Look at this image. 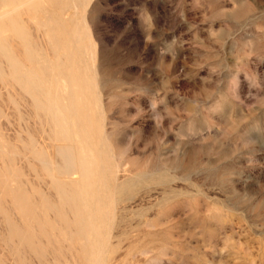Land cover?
Listing matches in <instances>:
<instances>
[{"label":"rangeland","instance_id":"rangeland-1","mask_svg":"<svg viewBox=\"0 0 264 264\" xmlns=\"http://www.w3.org/2000/svg\"><path fill=\"white\" fill-rule=\"evenodd\" d=\"M81 1H74L63 18L77 17L74 28L80 29L74 30L85 40H81L84 50L81 47L79 52L86 53L89 48L76 58L80 61L77 69L89 86V91L85 90L88 96L91 93L88 106L99 132L91 134L93 138L82 134L94 141L95 148L100 146L96 151L104 147L100 156L104 152L112 156L103 154L101 158L109 163L103 168L105 162L95 165L100 156L94 155L93 165L103 170L101 175L95 171L98 180L94 175L89 184L90 193L96 195L89 193L86 198L103 217L108 215L103 218L105 226L96 231L109 239L100 235L97 250L89 244L86 247L80 238L76 215L62 206L63 200L36 160L39 153L50 158L53 152L45 122L48 116L40 115L35 107L32 110L31 96L13 85L12 77L10 82L11 69L0 56V70H4L0 73V264H264V0ZM12 2L0 8V15L9 14L0 20V41L7 42L14 52L19 50L17 58L30 67L31 61L21 53V37L15 33L28 31L36 36L28 37L41 46L43 57L45 53L46 59L54 60L45 44L44 31L49 27L39 30L44 26L40 21L45 22L48 13L50 19L45 24H55L63 13L48 2L42 7L34 0H20L18 4L25 5L26 11H16L17 3ZM30 2L35 13L27 5ZM3 23L6 30L1 31ZM10 33L16 38L12 34L13 39L7 41ZM86 62L88 66H84ZM13 91L26 97L23 94L21 101L23 95ZM93 108L102 111L101 116ZM39 116L47 119L38 120ZM111 163L112 170L108 167ZM41 176L52 194L47 193ZM29 202L34 203V212ZM57 202L61 204L55 207ZM41 204H48L50 212ZM64 219L69 224L63 222L61 228ZM38 221H43L42 237H38L41 229L35 228L40 226ZM55 228L58 234H66L56 235ZM88 235L91 238L93 233ZM101 242L108 243L103 246ZM91 251L97 252L98 259Z\"/></svg>","mask_w":264,"mask_h":264},{"label":"bare ground","instance_id":"bare-ground-1","mask_svg":"<svg viewBox=\"0 0 264 264\" xmlns=\"http://www.w3.org/2000/svg\"><path fill=\"white\" fill-rule=\"evenodd\" d=\"M9 1H13L14 2V4L15 3H17V8H16V11H18V10H21V9H24V7H25V5H22V4H18L19 2H20V0H0V8L2 7V5H4V4H6L7 2H9ZM74 1H77V0H34V3L35 2H39L41 5H42V7H44V3H46V2H48V4L49 5H51V6H53L54 7V10H58V11H61V13H63V15H62V17H59V19H58V21L54 24L53 23V21H52V23H53V25H52V23L50 24H45L46 23V20H48V19H50V16H49V14L48 13H45L44 15V20H45V22H41L40 21V23L42 24H44V26H43V28H39V30L40 29H45L47 26L49 27V29L47 30V31H44V32H46V35L44 36L45 37V41H46V43L45 44H47L48 45V47L50 48V50H51V52H52V54H53V57H54V60H50V59H46L47 57L45 56V53H44V57H43V53H42V51H41V49H40V47L38 48L37 47V44H35L32 40H31V38H29L28 36L30 35H28L26 32H28V31H24V30H22V31H19V30H15V33L18 35V36H20L21 37V40H20V43H19V45L21 46V48L23 49V50H21V53H25V55L24 56H27L28 58H29V60L31 61V66L30 67H33V68H31L30 69V67H27V66H29L30 64H28V65H25L23 62H21V60L20 59H18L17 58V56H18V53L17 54H15V52H18L19 50H15V48L17 47L18 48V46H16V45H14V46H16L15 48H14V50H15V52L13 51V49H11L10 47H9V45H8V43L7 42H1L2 41V39H1V41H0V56L2 57V58H4L5 60H4V63H5V61H7V63H8V65H9V67H10V69L11 70H9L8 72H10V73H8V75L9 74H12L10 77L8 76V78L10 79V82H12L11 81V79L12 80H14V84L13 85H15V84H18V85H15L16 87L17 86H20V89H21V91L22 90H24L25 91V94H29L30 96H31V101L29 100V98H28V102L30 103H33L32 105H34V106H32L31 104L29 105L30 107H32V108H36V112H38L39 114L41 113V114H45V116L44 117H47L48 116V121H45L46 122V126L48 127L49 126V128H50V130H48V128L45 126V125H42V124H45L44 122L42 123L41 121H44V119L42 120L41 118H43V117H41V116H39L40 118H38V120L39 119H41V121H38V122H40L39 123V125H41V127L43 126L44 127V129H45V127H46V129L48 130V132L49 131H51V141H49V148L51 147L52 149V155H51V157L50 158H45V157H43V155L42 154H38V158L39 159H37L36 158V160H39L38 162H39V164H40V167L42 166L44 169H45V171L47 172L46 173V175L48 174V176H45L44 174H43V176H45V178L47 179V177H49V183H50V185H52L53 184V187H54V189L56 190V192H57V194L59 195V197H60V199L61 200H63V204H62V206L64 205L65 206V208H66V210L68 211V212H70V213H72V214H75L76 215V217H77V226H79V228H81V230H80V238L83 240V242L86 244V247H88L89 248V246H87V244H89L90 245V248H94V249H97L98 250V248H96V246H97V244L99 243V247H100V240L106 235V234H104L103 233V236L101 235V233H97V231H96V228H100V226H105V225H102L103 224V218H106L108 215L106 214V212H105V214H106V217H103L104 216V213L103 212H101L99 209H97L96 208V205H94V204H91V203H89L88 202V199H86L87 198V196L89 195V193H90V189H89V184H91L92 182H90L92 179H94V175H95V177H96V179H97V175L96 174H98V173H100V172H102V166H99V167H95V165H98L99 163L102 165V163L103 162H105L104 164L105 165H103V168H104V166H107L106 165V163L107 164H109L108 163V160H105V159H103V158H101L102 156H103V154L104 153H106V152H104V153H101V156H100V151L103 149V151H104V147L103 148H101V150H99V151H96V149L98 150V148L100 147H94L93 145L94 144H92V143H94V141H92V140H90V139H87V137H84V135L86 134V135H88V136H91V138H93L92 137V135L94 134H96V131L98 130V132H99V129H96V127H95V122H96V119H95V122L93 121V118H92V108L90 109L89 108V106H88V104H91L90 102H89V97L91 96V93H90V95L88 96V93H86L85 92V90H86V87L88 86V85H86L87 83H86V80L83 78V77H81L82 76V74H81V72L77 69L78 68V66H77V61H79L78 59H76L77 57H78V55L79 56H81V54L83 55H85L87 52H88V49H87V52L86 53H80L79 51L81 50V47H82V49L84 50V48H83V44L81 45L80 44V42H81V40H82V38H83V35H82V38H81V35L79 34V27H77V29H75L74 27V24L77 22L76 20H78L77 19V17L76 18H63V17H65L64 16V14H66V13H64L65 11H69V9L71 8V7H73V3H74ZM79 1H81V0H79ZM12 2V3H13ZM31 3H33V2H30V3H28L27 5H29V7H30V5H31ZM80 3V2H79ZM81 3H82V1H81ZM8 4V3H7ZM44 4V5H43ZM84 4V3H83ZM33 5V4H32ZM35 5V4H34ZM33 5V6H34ZM40 5V6H41ZM11 6V5H10ZM14 6V5H13ZM37 6H39V5H37ZM46 6H47V4H46ZM75 6V5H74ZM12 7V6H11ZM50 7V6H49ZM7 8V7H6ZM75 8V7H74ZM2 9H4V8H2ZM28 9V8H27ZM30 9H31V7H30ZM43 9V8H42ZM5 10V9H4ZM25 10V9H24ZM24 10H23V12H24ZM33 9H31V11H32ZM45 10V9H44ZM47 10H49V8L47 9ZM51 10V9H50ZM1 11V10H0ZM26 11V10H25ZM28 11H30V10H27V12ZM34 11V10H33ZM33 11H32V13H33ZM42 11V10H41ZM40 11V12H41ZM15 12V11H14ZM13 12V13H14ZM36 11H34V13H35ZM47 12V11H46ZM52 13V12H51ZM51 13H50V15H51ZM12 14V13H11ZM43 14V13H42ZM9 15V14H8ZM6 13H4V14H2V15H0V20H2L3 18H5V17H7L8 16ZM56 16H57V14H56ZM16 18V17H15ZM14 18V19H15ZM52 18V20L54 19L53 17H51ZM56 18H58V16L56 17ZM81 18V17H80ZM12 19V18H11ZM20 19V18H19ZM30 20H28V21H31V18H29ZM66 19V20H65ZM4 20V19H3ZM21 20V19H20ZM81 20V22H82V19H80ZM22 21V20H21ZM2 22H4V21H2ZM2 22H1V24H2ZM37 22H39L38 20H37ZM79 22V21H78ZM77 22V23H78ZM5 23V22H4ZM4 23H3V25L1 26V31H3V30H6V28L4 27ZM14 23V22H13ZM23 23V22H22ZM21 23V24H22ZM40 23L38 24V25H40ZM24 24V23H23ZM32 24V23H31ZM42 24V25H43ZM83 24H84V22H83ZM6 25V24H5ZM8 25V24H7ZM16 25V24H15ZM77 25V24H76ZM21 26V25H20ZM41 26V25H40ZM4 27V28H3ZM11 27V26H10ZM15 27V26H14ZM42 27V26H41ZM45 27V28H44ZM69 28V30H67V29ZM79 28V29H78ZM28 29V28H27ZM26 29V30H27ZM78 30V31H75V30ZM85 29V28H84ZM83 29V30H84ZM8 30V29H7ZM35 29H33V31H34ZM86 30V29H85ZM36 31H37V29H36ZM11 32V31H10ZM85 32V31H84ZM2 32H0V35H2L1 34ZM28 33H30V32H28ZM11 34V33H10ZM13 34V33H12ZM12 34L10 35V39L8 38V39H6L7 41H11V39H13V38H11V36H12ZM15 34H13V36H14ZM30 36H34V35H30ZM2 36H0V38H1ZM9 37V36H8ZM15 37V36H14ZM34 37H36V36H34ZM3 38V37H2ZM5 38V37H4ZM7 38V37H6ZM16 38V37H15ZM85 38V37H84ZM88 39V38H87ZM16 40V39H15ZM14 40V41H15ZM39 40H40V38H39ZM82 41H85L84 39L82 40ZM15 42H17V41H15ZM41 42H43V41H41ZM13 43V42H12ZM82 43V42H81ZM11 44V43H10ZM40 45V44H39ZM46 45V46H47ZM11 46V45H10ZM14 46H11V47H14ZM44 47V46H43ZM45 49H46V47H44ZM46 51H47V49H46ZM45 51V52H46ZM78 51V52H77ZM82 51V50H81ZM86 51V50H85ZM94 51V50H93ZM48 52V51H47ZM46 52V53H47ZM50 52V53H51ZM90 52V51H89ZM49 53V54H50ZM17 55V56H16ZM19 55H21V54H19ZM88 56V55H87ZM1 57H0V59H1ZM49 57H52V55L50 56L49 55ZM81 57H83V56H81ZM80 57V58H81ZM22 58V57H21ZM79 58V59H80ZM25 59H27V58H25ZM25 59H23V61L25 60ZM3 60V59H2ZM28 60V59H27ZM81 60H82V58H81ZM84 60V59H83ZM82 60V61H83ZM90 60V59H89ZM84 61H87V60H84ZM1 62L2 61H0V65L2 66V68H3V65L1 64ZM80 62V61H79ZM3 63V64H4ZM25 63L27 64V61L25 60ZM82 63V62H81ZM80 64V63H79ZM89 64V63H88ZM88 64H87V62H86V65H84V66H88ZM6 65V64H5ZM4 65V66H5ZM8 65H7V67H8ZM33 65V66H32ZM81 66H83V65H81ZM80 67V66H79ZM91 67V66H90ZM92 67H93V65H92ZM4 68H6V67H4ZM84 68V67H83ZM89 68V67H88ZM87 68V70H89V72H91L92 70L91 69H88ZM1 69V68H0ZM80 69H82V67L80 68ZM87 70H85V69H83V71H84V73L87 71ZM91 70V71H90ZM1 71L3 72L4 70H0V73H1ZM88 71H87V73L86 74H88L89 73ZM83 73V72H82ZM3 74V73H2ZM85 75V74H84ZM89 75V74H88ZM86 76V75H85ZM84 76V77H85ZM93 75H90L89 77H92ZM95 76V75H94ZM7 78V75H4V78ZM12 77V78H11ZM1 78H3V77H1ZM0 78V79H1ZM87 78V80H88V77H86ZM92 78H95V77H92ZM91 79V78H90ZM3 82H5L4 81V79L2 80ZM1 81V82H2ZM89 81V80H88ZM93 81V80H92ZM8 83H9V81H8ZM7 83V84H8ZM13 83V82H12ZM11 83V84H12ZM91 84H92V82H91ZM93 84H94V82H93ZM4 85H6V84H4ZM89 85H90V83H89ZM7 86V85H6ZM9 86H10V84H9ZM92 86H94V85H92ZM91 86V87H92ZM95 86H96V84H95ZM13 87V86H12ZM11 87V89H13ZM89 87V86H88ZM88 87H87V89H88ZM9 88V87H8ZM7 88V89H8ZM18 88V87H17ZM93 88V87H92ZM91 88V89H92ZM96 88H98V87H95L94 88V90L96 89ZM5 89V88H4ZM9 90V89H8ZM16 90V89H15ZM9 91H11V90H9ZM17 91H18V89H17ZM20 91V90H19ZM88 91H89V89H88ZM93 90H91V92H92ZM14 92V91H13ZM10 93V92H9ZM15 93V92H14ZM94 93H96V92H94ZM11 94H12V92H11ZM16 95H20V94H18V92L17 93H15ZM24 93H22L21 95H23ZM24 94V95H25ZM24 95L22 96V97H20L19 96V98H21V99H19V100H21L22 101V98L24 97ZM29 95H28V97H29ZM95 95V94H94ZM99 95V94H98ZM97 95V96H98ZM25 97H26V95H25ZM95 97H96V95H95ZM94 98V97H93ZM18 99V98H17ZM24 99V98H23ZM26 99V98H25ZM98 100H99V98H98ZM12 101V100H11ZM14 101V100H13ZM16 101V100H15ZM92 101V100H91ZM97 101V100H96ZM93 102V105L95 104V105H97L96 104V102L94 103V101H92ZM19 103V102H18ZM18 103H16L15 102V104L17 105ZM25 103V102H24ZM19 105V104H18ZM17 105V106H18ZM99 105V104H98ZM97 105V106H98ZM2 106V105H1ZM95 107V106H94ZM31 108V109H32ZM35 108L34 109H32L33 111H35ZM19 109V108H18ZM95 108H93V110H94ZM97 109V108H96ZM96 109L94 110V112H96L97 114H99L100 112H102V111H100L99 113L96 111ZM30 111V110H29ZM32 112V111H31ZM33 114H34V112H32ZM37 113V114H38ZM14 114V113H13ZM21 114V113H20ZM36 114V113H35ZM40 114V115H41ZM2 115V114H1ZM100 115V114H99ZM98 115V116H99ZM5 116V115H4ZM33 116V115H32ZM36 116V115H35ZM34 116V117H35ZM96 116V115H95ZM101 116V115H100ZM38 117V116H37ZM0 118H2V116L0 117ZM22 118H24V117H22ZM96 118H97V116H96ZM37 119V118H36ZM47 119V118H46ZM45 119V120H46ZM98 119H100V117H98ZM97 119V121H99ZM28 120V119H27ZM24 122V121H23ZM42 123V124H41ZM99 123V122H98ZM27 127H28V125H26ZM34 126V125H33ZM101 126V125H100ZM29 128V127H28ZM35 128V127H34ZM37 128V127H36ZM35 128V129H36ZM47 130H44V131H47ZM101 130H102V128H100V132H101ZM30 131V130H29ZM33 132V131H32ZM47 132V133H48ZM102 132H103V130H102ZM33 133H35V132H33ZM50 133V132H49ZM82 133H85V134H82ZM104 133V132H103ZM38 134V133H37ZM45 134H46V132H45ZM92 134V135H91ZM101 134V133H100ZM99 135V134H98ZM97 135V139H101V136L99 137ZM96 137V136H95ZM99 137V138H98ZM33 138V137H32ZM40 138V137H39ZM44 138H48L47 136H45ZM96 138H95V140H97ZM107 140H108V138H106ZM20 140H21V138H20ZM30 140H31V137H30ZM50 140V139H49ZM94 140V139H93ZM24 141V140H23ZM46 141V140H45ZM102 141H104V138H103V140ZM33 142H34V140H33ZM48 142V141H47ZM97 142H98V140H97ZM96 143V142H95ZM100 143V142H99ZM103 143V142H102ZM34 144H36L37 145V143L35 142ZM34 144H33V146H34ZM28 145L30 146V143H28ZM32 145V144H31ZM35 145V147H37ZM95 145H97V144H95ZM100 145H101V143H100ZM107 145H108V143H107ZM39 146V145H38ZM43 146H45V144L43 145ZM48 146V145H47ZM98 146V145H97ZM103 146V145H102ZM101 146V147H102ZM46 148V147H45ZM107 148H109V146L108 147H106V151H107ZM36 149H38V147L36 148ZM33 150V149H32ZM39 150V149H38ZM35 151V150H34ZM47 151V150H46ZM103 151H101V152H103ZM6 152V151H5ZM15 152V151H14ZM48 152V151H47ZM26 153V152H25ZM29 153V152H28ZM51 153V152H50ZM97 153V155L98 156H100V157H98L97 159H98V163L97 164H95V163H92V162H94L95 161V159H94V155ZM17 154V153H16ZM20 154V153H19ZM107 154V153H106ZM11 155H13V154H11ZM15 155V154H14ZM105 155V154H104ZM108 155V154H107ZM107 155H105V158L107 157ZM112 155V154H111ZM11 157V156H10ZM16 157V156H15ZM21 157V156H20ZM30 157V156H29ZM29 157H27V158H29ZM108 157H112V156H108ZM107 157V158H108ZM26 158V157H25ZM117 158V157H116ZM96 159V160H97ZM113 159V158H112ZM115 159V158H114ZM7 160H9V159H7ZM11 160V159H10ZM18 160V159H17ZM30 160V159H29ZM33 160H34V158H33ZM36 160H34V161H36ZM102 160H104V161H102ZM111 160V159H110ZM32 161V160H31ZM33 161V162H34ZM107 161V162H106ZM112 161H114V160H112ZM110 162V161H109ZM115 162H118V159H117V161L115 160ZM113 163V162H112ZM112 163H111V165H108V167L110 166H112ZM93 164H95V165H93ZM116 164V163H115ZM34 165H37L36 163L34 164ZM117 165H115V166H113V167H116ZM11 167V166H10ZM37 167V166H36ZM41 167V168H42ZM107 167V168H108ZM109 167V169H111ZM118 167V166H117ZM116 167V168H117ZM32 168V167H31ZM34 168V170H35V167H33ZM39 168V167H38ZM38 168H37V170H38ZM40 169V168H39ZM113 169V168H112ZM111 169V170H112ZM118 169V168H117ZM108 170V169H107ZM106 170V171H107ZM110 170V171H111ZM36 171V170H35ZM38 171H40V170H38ZM44 171V170H43ZM43 171H42V173H43ZM95 171H97L98 173H94ZM105 171V172H106ZM34 172V171H33ZM112 172V171H111ZM109 173V176L111 177L112 175H110V174H112V173ZM4 173V172H3ZM31 173V172H30ZM34 173H38V172H34ZM107 173V172H106ZM116 173V172H115ZM32 175V174H31ZM40 175H42V174H40ZM39 175V176H40ZM100 175H101V173H100ZM100 175H98V176H100ZM16 176V175H15ZM43 176H41L40 177V180H42L41 178L43 177ZM76 176H78L79 177V180L77 181L76 179H75V177ZM104 177H105V174L103 175ZM101 177V178H104V177ZM2 177H4V176H2ZM36 177H38V176H36ZM17 178V177H16ZM100 178V177H99ZM18 179H20V177L18 178ZM106 179V178H105ZM1 180V179H0ZM4 180H7V179H4ZM43 180H45L44 179V177H43ZM98 180V179H97ZM96 180V181H97ZM104 180V179H103ZM22 181H24V180H22ZM109 181V180H108ZM4 183H5V181H3ZM9 182V181H8ZM40 182V181H39ZM43 182V181H42ZM45 182H46V180H45ZM45 182H43V183H45ZM102 182V181H101ZM18 183V182H17ZM25 183H26V181H25ZM47 183V182H46ZM93 183H94V181H93ZM96 183V182H95ZM94 183V184H95ZM106 183V182H105ZM0 184H2V183H0ZM41 184V183H40ZM93 184V185H94ZM96 184H99V183H96ZM109 184V183H108ZM112 184V183H111ZM7 185V184H6ZM81 185V186H80ZM102 185V184H101ZM2 186H3V184H2ZM1 186V187H2ZM42 186V185H41ZM103 186H106V185H103ZM8 187V186H7ZM9 187H12L11 185L9 186ZM47 187H48V183H47ZM91 187H93V186H91ZM90 187V188H91ZM97 187V186H96ZM102 187V186H101ZM100 187V188H101ZM106 187H108V185L106 186ZM106 187H105V189H106ZM5 188H6V186H5ZM51 188V187H50ZM94 188V190H96L95 189V187H93ZM103 188V187H102ZM101 188V189H102ZM108 188H110V187H108ZM119 187L117 186V189H118ZM11 190V192H13L12 190L13 189H15L14 187H13V189L12 188H10ZM29 189V188H28ZM100 189V190H101ZM111 189V188H110ZM113 189V188H112ZM121 189V188H120ZM27 190V189H26ZM33 190V189H32ZM44 190H45V188H44ZM47 190V189H46ZM107 190V189H106ZM106 190H104L103 189V191L105 192ZM8 191V190H7ZM10 191H9V193H10ZM35 191V190H34ZM33 191V192H34ZM52 191V190H51ZM50 190H49V187H48V194H52V193H49V192H51ZM108 191V190H107ZM114 191V190H113ZM15 192H16V190H15ZM33 192H30V193H33ZM3 193H4V191H3ZM16 193H18V192H16ZM29 193V192H28ZM46 193V194H47ZM109 193V192H108ZM112 193V192H111ZM111 193H110V198L109 199H111ZM11 194V193H10ZM40 194H42V193H40ZM53 194H54V192H53ZM91 194V193H90ZM94 194H95V192H94ZM94 194H91V195H94ZM104 194V193H103ZM115 194V193H114ZM36 195V194H35ZM96 195V194H95ZM94 195V196H95ZM109 195V194H108ZM116 195V194H115ZM1 196V195H0ZM5 196V195H4ZM12 196H14L15 197V195H12ZM33 196V195H32ZM36 196H38V195H36ZM103 195H101V197H102ZM17 198H19L18 197V195L16 196ZM39 197V196H38ZM41 197H44V196H41ZM40 197V198H41ZM50 197H52V196H50ZM58 197V196H57ZM93 197V196H92ZM91 197V198H92ZM23 198V197H22ZM29 198V197H28ZM91 198H89V200L91 199ZM98 198V197H97ZM2 199V198H1ZM20 199V198H19ZM39 199V198H38ZM37 199V200H38ZM44 199V198H43ZM98 199H100V196H99V198ZM28 200V199H27ZM29 200H31V199H29ZM41 200V199H40ZM52 200H54V199H52ZM104 200V199H103ZM103 200H100V201H103ZM106 200H107V198H106ZM106 200H104V201H106ZM4 201V200H3ZM16 201H19V200H16ZM22 201V200H21ZM31 201H34V200H31ZM45 201V200H44ZM44 201H42V202H44ZM49 201V200H48ZM94 201H95V199H94ZM97 201V200H96ZM95 201V202H96ZM111 201V200H110ZM13 202H14V204H15V201L13 200ZM28 201H26L25 203H27ZM30 203V202H29ZM33 203V202H32ZM32 203H30L31 205H32ZM46 203H48V202H46ZM98 203V202H97ZM106 203V202H105ZM105 203H103V204H105ZM108 200H107V205H108ZM13 204V203H12ZM18 204V203H17ZM34 204V203H33ZM37 204V203H36ZM55 204H59V202H57V203H54V206H55ZM61 204V203H60ZM59 204V205H60ZM16 205V204H15ZM14 205V206H15ZM29 205V204H28ZM42 205V204H41ZM48 205V204H47ZM47 205L46 204H43L42 206H45L46 208H47V210L50 208V206H49V208L47 207ZM50 205V204H49ZM110 205V208L112 207L111 205H112V203H110L109 204ZM13 206V205H12ZM33 206L34 205H32L31 206V209L33 208ZM38 206V205H37ZM53 206V205H52ZM61 206V207H62ZM9 207V206H8ZM39 207V206H38ZM56 207V206H55ZM98 207H100V206H98ZM108 207V206H107ZM106 207V208H107ZM115 207V206H114ZM122 207V206H121ZM2 208V207H1ZM15 208V207H14ZM36 208V207H35ZM52 208V207H51ZM60 208V207H59ZM64 208V207H63ZM64 208V209H65ZM105 208V207H104ZM4 209V208H3ZM2 209V210H3ZM7 209H9V208H7ZM19 209V208H18ZM17 209V210H18ZM28 209V208H27ZM54 209V208H53ZM53 209H51V210H53ZM58 208H56V210H57ZM109 209V208H108ZM107 209V211H109ZM11 210V209H10ZM21 210V209H20ZM30 210V209H29ZM36 209H34L33 208V212L35 211ZM59 210V209H58ZM58 210H57V212H58ZM104 210V209H103ZM113 210V209H112ZM5 211V210H4ZM12 211V210H11ZM28 211V210H27ZM61 211V210H60ZM14 212V211H13ZM22 212V211H21ZM20 212V213H21ZM23 212H25V210H23ZM22 212V213H23ZM28 212H31L32 213V211H28ZM48 212H50V210H48ZM53 212H55V211H53ZM109 212H111V211H109ZM109 212H108V214H109ZM27 213V212H26ZM40 213V212H39ZM59 214H60V212H58ZM113 213V212H112ZM5 214V213H4ZM66 214V213H65ZM15 215V214H14ZM34 215V214H33ZM40 215V214H39ZM58 215V214H57ZM27 216V215H26ZM35 216V215H34ZM59 217H60V215H58ZM57 216V218H59ZM64 216V215H63ZM66 216V215H65ZM109 216H111V214H109ZM6 217H7V215H6ZM45 217H47V216H45ZM71 217V216H70ZM64 218V217H63ZM74 218V217H73ZM72 217L70 218V220L72 219V220H74ZM7 219V218H6ZM61 219V218H60ZM59 219V220H60ZM109 219H110V217H109ZM28 220V219H27ZM59 220L57 221V222H59ZM71 220V221H72ZM108 220V219H107ZM111 220V219H110ZM114 221H115V219H113ZM8 221V220H7ZM56 221V220H55ZM68 221H69V215H68ZM67 221V222H68ZM112 221V220H111ZM113 221V222H114ZM9 222V221H8ZM13 222V221H12ZM42 222V224H43V221H40V223ZM49 222V221H48ZM56 222V223H57ZM63 222H65L66 223V225H68L67 224V222H66V219H64V220H62V223L60 222V224L62 225L63 224V227L61 226V228H64V223ZM75 222V221H74ZM112 222V223H113ZM35 223V222H34ZM33 223V224H34ZM40 223H39V221L36 223L37 225L39 224L40 225ZM105 223H106V221H105ZM15 224V223H14ZM41 224V225H42ZM73 224V223H72ZM107 224H111V223H107ZM106 224V225H107ZM10 225V224H9ZM38 225V226H39ZM39 226V227H35V228H39V229H41L43 226ZM50 225V224H49ZM58 225H59V223H58ZM65 225V226H66ZM112 225V224H111ZM113 225H115V222H114V224ZM11 226V225H10ZM33 226H35V225H33ZM33 226H32V228H33ZM53 226V225H52ZM60 226V225H59ZM71 226V224L69 225V226H67L66 228L68 229V227H70ZM76 226V225H75ZM110 226V225H109ZM41 227V228H40ZM53 227H55V225L53 226ZM114 227V226H113ZM11 228V227H10ZM31 228V227H30ZM52 228V227H51ZM65 228V229H66ZM76 229H77V227H75ZM74 228V229H75ZM98 228V229H99ZM102 228H105V227H102ZM17 229H19V228H17ZM16 229V230H17ZM58 229L59 228H57V231H58ZM66 229V230H67ZM72 229V228H71ZM109 229V228H108ZM15 230V229H14ZM43 230H45V229H43ZM42 229H41V233L43 232L44 233V235H45V232L43 231ZM60 230V229H59ZM69 230H70V228H69ZM68 230V231H69ZM102 230V229H101ZM105 230V229H104ZM33 231V230H32ZM34 231H36V230H34ZM33 231V232H34ZM49 231V230H48ZM62 231H63V229H62ZM75 231V230H74ZM99 231H100V229H99ZM98 231V232H99ZM18 232V231H17ZM17 232H15V233H17ZM38 232V231H37ZM54 232L56 233V235L58 234V232H56V228L54 229ZM67 232V231H66ZM14 233V232H13ZM24 233V232H23ZM41 233H39L38 235V237H42L43 236V233H42V235H40ZM61 233H65V232H61ZM61 233H59L58 235H60ZM77 233H78V230H77V232H76V235H77ZM88 233H90V234H92L93 233V236L91 235V238H89V235H88ZM108 233V232H107ZM20 234H21V232H20ZM47 234V233H46ZM54 234V233H53ZM52 234V235H53ZM66 234V233H65ZM72 234V233H71ZM28 235V234H27ZM37 235V234H36ZM49 235H51L50 233H49ZM64 235V234H63ZM100 235L102 236V238L100 237ZM19 236V235H18ZM21 236V235H20ZM47 236V235H46ZM66 236V235H65ZM108 236V235H107ZM8 237H9V235H8ZM22 237H26L25 235L23 236L22 235ZM37 237V238H38ZM52 236H50V238H51ZM57 237V236H56ZM67 237V236H66ZM78 237V236H77ZM77 237H76V239H77ZM11 238V237H10ZM34 238V237H33ZM36 238V239H37ZM58 238V237H57ZM64 238V236H62V239ZM105 238V237H104ZM12 239V238H11ZM22 239V238H21ZM25 239V241H26V239L27 238H24ZM32 239V238H31ZM35 239V238H34ZM70 239V238H69ZM80 239V240H81ZM105 239H107V237L105 238ZM108 239H109V236H108ZM107 239V240H108ZM8 240V239H7ZM29 240V239H28ZM38 240V239H37ZM40 240H42V239H40ZM39 240V241H40ZM44 240V239H43ZM42 240V241H43ZM104 240V239H103ZM102 240V241H103ZM13 241V240H12ZM21 240H19V242H20ZM24 241V242H25ZM9 242H10V240H9ZM24 242H20V243H23L24 244ZM31 241L29 240V243H30ZM65 242H66V239H65ZM71 242H74V241H71ZM104 242V241H103ZM103 242H101L102 243V245H103ZM106 242V241H105ZM13 243V242H12ZM17 243V242H16ZM19 243V244H20ZM26 244H24V246H26L27 245V242H25ZM28 243V244H29ZM33 243V242H32ZM31 243V244H32ZM54 243V242H53ZM66 243H68V242H66ZM78 243H80V241L78 242ZM108 243V242H107ZM107 243H105V245H103V246H106V244ZM9 244V243H8ZM18 244V245H19ZM34 244V243H33ZM69 244L70 243H68V246H69ZM10 245V244H9ZM16 245V244H15ZM71 245H73V243L71 244ZM109 245V244H108ZM21 246H23V245H21ZM23 246V247H24ZM56 246V245H55ZM60 246H61V244H60ZM77 246V245H76ZM81 246V245H80ZM83 246V245H82ZM92 246V247H91ZM27 247H29V246H27ZM31 247H32V249L33 248H35V247H33V245H31ZM44 247V246H43ZM63 247V246H62ZM72 247V246H71ZM69 248L70 250H72V248L74 249V245H73V247L72 248ZM98 247V246H97ZM109 247V246H108ZM15 248H16V246H15ZM18 248H19V246H18ZM61 248V247H60ZM64 248V247H63ZM35 249H37V248H35ZM39 249V248H38ZM62 249V248H61ZM65 249V248H64ZM93 249V250H94ZM104 249V248H103ZM12 250V249H11ZM17 250V249H16ZM31 250V249H30ZM40 250V249H39ZM63 250V249H62ZM79 250V249H78ZM77 250V251H78ZM82 250V249H81ZM81 250H79V252L81 251ZM87 250V249H86ZM102 250V249H101ZM106 250V249H105ZM110 250V249H109ZM22 251V250H21ZM20 251V252H21ZM73 251V250H72ZM89 251V250H88ZM94 251H96V250H94ZM102 251H104V250H102ZM107 251V250H106ZM64 252V251H63ZM70 252V251H69ZM85 252V253H84ZM84 252H82L81 251V254L83 255V256H85V255H87L86 253H87V251H84ZM91 252H93V251H91ZM100 252V251H99ZM24 253V252H23ZM74 253V252H73ZM89 253H90V251H89ZM94 253H96V256H97V252H93V255H94ZM104 253H105V251H104ZM14 254V253H13ZM21 254V253H20ZM60 254V253H59ZM25 255V254H24ZM48 255V254H47ZM57 255V254H56ZM68 255V254H67ZM92 255V256H93ZM100 255H101V253H100ZM104 255V254H103ZM60 256V255H59ZM73 256H76V255H73ZM78 256V255H77ZM76 256V257H77ZM82 256V257H83ZM16 257V256H15ZM14 257V258H15ZM25 257V256H24ZM81 257V258H82ZM57 258H58V255H57ZM86 258V257H85ZM100 258V257H99ZM59 259V258H58ZM75 259V258H74ZM88 258H86V260H87ZM93 259H95V257L93 258ZM92 259V261H94V262H96L95 260L96 259H98V256L96 257V259L95 260H93ZM101 259V258H100ZM17 260V259H16ZM21 260V259H20ZM85 260V259H84ZM90 260V258L88 259V261ZM78 261V260H77ZM93 263V262H92ZM97 263H99V262H97ZM70 264V263H69ZM90 264V263H89ZM93 264H95V263H93Z\"/></svg>","mask_w":264,"mask_h":264}]
</instances>
